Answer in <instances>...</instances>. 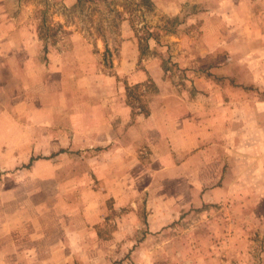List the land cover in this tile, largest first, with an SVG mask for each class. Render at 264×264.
Returning <instances> with one entry per match:
<instances>
[{
  "label": "rangeland",
  "instance_id": "374dc122",
  "mask_svg": "<svg viewBox=\"0 0 264 264\" xmlns=\"http://www.w3.org/2000/svg\"><path fill=\"white\" fill-rule=\"evenodd\" d=\"M27 55L0 66V264H264V0H0Z\"/></svg>",
  "mask_w": 264,
  "mask_h": 264
},
{
  "label": "crops",
  "instance_id": "0c3cea01",
  "mask_svg": "<svg viewBox=\"0 0 264 264\" xmlns=\"http://www.w3.org/2000/svg\"><path fill=\"white\" fill-rule=\"evenodd\" d=\"M10 29V28H9ZM8 31H6V33H7ZM21 45H17L16 47H15V52H16V54H20V51H21ZM22 54V53H21ZM32 59H29L28 58V55L27 56H25V57H17V56H15V58L14 57H12V58H7V57H5V56H0V66H5V65H9V66H17L18 68H19V70H20V68L22 67V66H28V65H30L31 63H30V61H31ZM26 73H23V74H25L24 76H26V74H29V73H31L30 72V70L27 68L26 70ZM14 75H16L15 73H14ZM18 75H21V73H18ZM2 76H5L4 74H0V82H5V79H3L2 78ZM5 91H6V87L5 86H3V85H0V96H5ZM1 104H2V106H5V100H3V103L1 102ZM238 109V111L240 112V107H238L237 108ZM129 112V111H128ZM127 112V113H128ZM128 114H130L131 115V113L129 112ZM104 118V117H103ZM133 132H135L134 130V126L132 127V129H131ZM136 131H138V130H136ZM138 132H140V131H138ZM98 136H99V139L102 141V142H108V141H111V140H114L115 138H116V135H117V129H116V126L114 125V123H113V121H112V119L111 120H109V119H107V120H104V121H101V123L99 124V127H98ZM137 133V132H136ZM143 136V138H145V135H142ZM142 138V139H143ZM55 153H53V154H51V155H48V156H44V159H46V160H49L50 158H52L51 156H53ZM32 158V157H31ZM30 158V159H31ZM30 159H29V161H30ZM38 159H40V158H36V159H34L33 160V163H32V165L30 166V168H27V169H31L33 166H34V164H35V162L38 160ZM41 159H43V158H41Z\"/></svg>",
  "mask_w": 264,
  "mask_h": 264
},
{
  "label": "trees",
  "instance_id": "16d2710c",
  "mask_svg": "<svg viewBox=\"0 0 264 264\" xmlns=\"http://www.w3.org/2000/svg\"><path fill=\"white\" fill-rule=\"evenodd\" d=\"M82 1H83V0H79V3L82 2ZM36 158H37V157H32L28 163L24 164V167H26V168H30V166H31L32 163H33V160L36 159Z\"/></svg>",
  "mask_w": 264,
  "mask_h": 264
}]
</instances>
